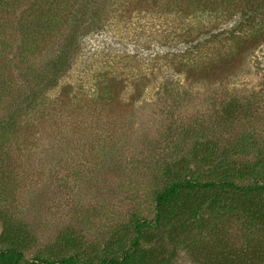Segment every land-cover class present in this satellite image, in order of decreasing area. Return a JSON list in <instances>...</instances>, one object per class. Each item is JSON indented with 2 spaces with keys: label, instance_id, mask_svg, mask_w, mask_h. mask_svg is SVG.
I'll return each mask as SVG.
<instances>
[{
  "label": "rangeland",
  "instance_id": "374dc122",
  "mask_svg": "<svg viewBox=\"0 0 264 264\" xmlns=\"http://www.w3.org/2000/svg\"><path fill=\"white\" fill-rule=\"evenodd\" d=\"M184 2L0 0V119L18 124L0 134V213L22 228L21 264L68 255L72 240L91 254L134 215L152 218L164 165L208 180L196 144L240 140L228 155L239 161L264 151V35L227 58L184 56L173 31L191 23L201 37L213 22ZM238 224L224 220V239ZM243 238L258 237L236 248ZM192 254L174 264H202Z\"/></svg>",
  "mask_w": 264,
  "mask_h": 264
},
{
  "label": "trees",
  "instance_id": "16d2710c",
  "mask_svg": "<svg viewBox=\"0 0 264 264\" xmlns=\"http://www.w3.org/2000/svg\"><path fill=\"white\" fill-rule=\"evenodd\" d=\"M227 1L230 3L188 0L187 4L178 5L181 12H201L199 16L213 21L211 30L201 33V37L191 23L180 33L173 31L175 37L186 43L184 56L193 51L201 55L203 47L207 50V60L214 56L227 58L247 40L251 43L253 38L264 35V0ZM71 52L69 48L64 54L69 57ZM17 125L13 114L0 119L1 137ZM239 143L240 140L229 148L230 152L219 148L218 142L194 145L195 158L202 150L209 152V157L203 160L211 168L212 176L208 173V180H202L199 173L186 168L183 162L164 165L159 178L161 185L153 198V217L134 215L130 222L111 232L102 249L98 250L94 243L92 253L87 254L81 250L79 240H72L75 250L68 255L58 259L36 256L23 264H174L177 251L183 249L193 252L194 260L202 264H264V151L248 150L250 160L228 157L230 153L236 154L234 149L239 148ZM213 154L217 156L211 160ZM229 218L239 222L240 229L232 241L224 239L227 231L223 223ZM0 227V264H21L25 242L18 236L22 228L14 230L10 216L3 213H0ZM259 230L261 233H257ZM252 234L258 237L254 244L243 238L237 248L234 246L236 238L249 239ZM205 237H210L209 245L201 252L195 244L203 242Z\"/></svg>",
  "mask_w": 264,
  "mask_h": 264
}]
</instances>
